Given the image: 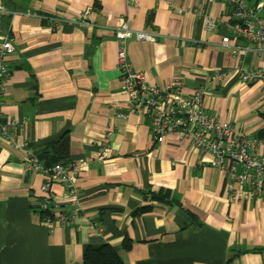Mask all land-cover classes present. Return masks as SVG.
Wrapping results in <instances>:
<instances>
[{
    "label": "crops",
    "instance_id": "obj_1",
    "mask_svg": "<svg viewBox=\"0 0 264 264\" xmlns=\"http://www.w3.org/2000/svg\"><path fill=\"white\" fill-rule=\"evenodd\" d=\"M0 4L12 12H0V39L7 35L14 45L3 117L20 123L7 136L0 131V264H81L88 246L103 244L112 245L125 264H264V195L232 202L209 153L179 134L157 143L142 114L116 115L127 95L113 29L127 21L133 30L156 35L151 42L128 40L134 69L157 86H206L208 114L231 122L240 134L264 139V90L241 81L239 59L221 44L233 20L226 2ZM85 10L91 11V25L77 22ZM49 17L59 18L57 24ZM244 65L264 66V54L250 53ZM214 72L222 80L210 83ZM108 126L115 128L110 138ZM65 132L67 161L79 167L76 195L60 182L52 184L51 194L79 217L50 231L37 213L44 175L29 169L28 150ZM104 144L111 155L99 161ZM258 151L264 154V145ZM161 189L170 191L171 203L150 199Z\"/></svg>",
    "mask_w": 264,
    "mask_h": 264
},
{
    "label": "built area",
    "instance_id": "obj_2",
    "mask_svg": "<svg viewBox=\"0 0 264 264\" xmlns=\"http://www.w3.org/2000/svg\"><path fill=\"white\" fill-rule=\"evenodd\" d=\"M132 1V0H131ZM206 3L226 2L232 10L233 20L226 23L227 34L222 37V46L229 49L232 57L239 59L238 73L241 81L248 84L259 83L264 90V66L245 67L247 56L264 54V0H203ZM0 12L7 11L0 4ZM22 13V11L18 12ZM54 25L59 18L49 17ZM79 24L91 25V11L85 10ZM214 24V19L208 21ZM119 43L118 64L123 89L127 95L124 109H119L117 117L125 118L130 114H142L151 124L153 138L163 142L169 134H179L201 152L211 155V165L220 169L226 178V188L232 202L242 203L247 198L253 199L264 195V154L259 149L264 139L247 136L237 132L228 121L208 114L203 107L206 86L187 89L176 84L169 87L152 84L144 70L134 69L127 56V44L130 38L154 41L156 35L146 31L133 30L127 21L113 29ZM245 42L241 44L239 42ZM14 45L9 36L0 39V131L9 135L10 129H16L19 121L4 120L3 95L10 74L9 56ZM222 74L214 72L209 81L220 82ZM264 106V105H263ZM264 110V109H263ZM115 128L108 126L106 136L110 138ZM108 144L99 150L98 160L110 157ZM29 169L40 170L44 175L41 185L42 196L37 213L41 224L53 231L57 227L72 226L79 215L70 212L53 199L52 184L60 182L70 193L76 195L77 172L79 167L67 162H57L45 167L34 151L28 150ZM96 227L97 222H91Z\"/></svg>",
    "mask_w": 264,
    "mask_h": 264
},
{
    "label": "trees",
    "instance_id": "obj_3",
    "mask_svg": "<svg viewBox=\"0 0 264 264\" xmlns=\"http://www.w3.org/2000/svg\"><path fill=\"white\" fill-rule=\"evenodd\" d=\"M32 147V146H31ZM70 149V135L68 132L63 133L58 138L45 143L42 146L34 148V153L41 160L45 167H50L57 162H67ZM150 199L154 201L171 203L172 196L169 190L161 189L151 192ZM147 208H140L139 212H143ZM123 246L130 249L132 242L125 239ZM81 264H125L116 249L110 244H103L98 247L88 246L84 253Z\"/></svg>",
    "mask_w": 264,
    "mask_h": 264
}]
</instances>
